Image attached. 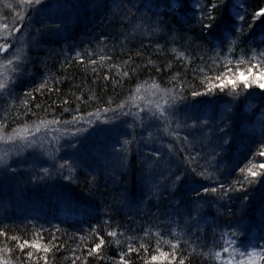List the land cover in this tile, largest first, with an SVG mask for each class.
Here are the masks:
<instances>
[{"label":"trees","instance_id":"trees-1","mask_svg":"<svg viewBox=\"0 0 264 264\" xmlns=\"http://www.w3.org/2000/svg\"><path fill=\"white\" fill-rule=\"evenodd\" d=\"M193 1L68 0L40 14L35 3L0 0V25L25 40L16 79L0 95V136L48 124L77 138L94 119L128 126L60 155L75 202L30 211L0 204V260L225 264V247L264 245V174L247 175L264 163V92H207L237 61L247 68L264 53V17L254 19L264 0H243L237 20L233 0ZM155 96L176 111H141ZM138 112L157 116V126ZM212 187L218 192L206 195ZM26 240L49 251L21 249ZM161 252L167 260L153 262Z\"/></svg>","mask_w":264,"mask_h":264},{"label":"rangeland","instance_id":"rangeland-1","mask_svg":"<svg viewBox=\"0 0 264 264\" xmlns=\"http://www.w3.org/2000/svg\"><path fill=\"white\" fill-rule=\"evenodd\" d=\"M66 1L68 0H41L39 4H34V10L43 14L58 6L57 3ZM10 33L11 29H5L4 25H0V44L9 45L7 52H0V95L14 83L17 76L16 68L24 60L25 54L23 34ZM150 95L153 97V94ZM145 106L141 111L154 110L156 114H161L160 117H163V112L175 109L162 96L161 98L155 96L152 102H149L148 98ZM211 107L213 110L221 108L220 104ZM142 113L149 117L150 123L157 126L155 120L157 116L153 117L147 112L137 114ZM139 117H135V120ZM104 123L102 120L99 122L98 119H94L91 124L88 123L91 127L82 130L77 138L57 136L61 135L58 134L57 128L54 126L53 129L48 124L25 126L6 136H0V204L9 201L15 207L23 205L25 210L30 211L55 205L63 207L68 202H75L76 195L68 181L71 166H65L59 157L62 154L67 157L71 153L79 154L85 150L92 135L105 134L107 136L110 134L113 136L117 131L128 130L124 120ZM136 125L140 129L143 124L136 123ZM130 129H133L132 126ZM262 197L264 199V195ZM257 242L263 245V242L252 238L245 247L232 248L231 256L241 257L240 254L244 253L242 258H247V253L254 249L257 252H264V249L257 247ZM224 257L227 260L229 253H226Z\"/></svg>","mask_w":264,"mask_h":264},{"label":"snow or ice","instance_id":"snow-or-ice-1","mask_svg":"<svg viewBox=\"0 0 264 264\" xmlns=\"http://www.w3.org/2000/svg\"><path fill=\"white\" fill-rule=\"evenodd\" d=\"M22 3L27 4H39L40 0H22ZM212 9H216L217 5L215 3H212L211 5ZM264 17V7H261L258 11L254 13V19H260ZM209 19H213L214 17L211 16V13L209 12ZM241 21H244V16L240 17ZM21 20H23V16H21ZM212 24H205V28L211 27ZM4 27H7V25H4ZM15 31L19 32L20 28L17 27ZM11 34V33H10ZM9 45L8 44H0V52H7ZM253 59L256 60L255 63L249 61L247 68H241L240 65L244 64L245 61L243 59L237 61V68L233 70L226 71L223 75H218L215 77V82L209 83L207 85V92L212 93L215 90H219L223 92L226 88H231V93L234 98L239 97L241 94L240 90L243 88L244 90H250V89H259L260 91L264 92V53L260 54V58L257 59V57L254 55ZM229 65L232 63L230 60L227 62ZM206 93H201L199 91H195L193 93L194 96H201L205 95ZM257 155L260 157H264V147H261L259 151L257 152ZM63 167V165L61 166ZM255 169H259L261 171H256ZM193 171H196L195 168H193ZM244 169H241V172H244ZM264 174V163H259L253 165L252 168H249L247 170V175L253 178V181L256 177ZM249 181V182H253ZM221 188H223V184L220 185ZM239 190V189H237ZM218 188L212 187L206 190V195L208 193H217ZM0 235H3V233H0ZM109 235H115V233H109ZM103 241H101V244ZM231 243V242H230ZM101 244H97L92 251H97L100 249ZM27 245L31 248L42 250L43 252H48V248H41V245L37 242H29L24 241L23 244L20 245L21 249ZM175 247V245H173ZM257 247L264 248V245H260L259 242H257ZM224 252L229 253V258L225 261V264H256L257 259L264 261V252H257L255 249L249 253H247L246 259H239L234 260L231 256L232 250L229 247L224 248ZM219 255V254H218ZM241 257H243L245 254L241 253ZM29 256H31V253H29ZM168 256L166 253L161 252L159 256H152V261H165L167 260ZM0 264H8L6 260H0ZM46 264V262H45Z\"/></svg>","mask_w":264,"mask_h":264},{"label":"bare ground","instance_id":"bare-ground-1","mask_svg":"<svg viewBox=\"0 0 264 264\" xmlns=\"http://www.w3.org/2000/svg\"><path fill=\"white\" fill-rule=\"evenodd\" d=\"M192 7H193V8H196V7H197V2H196V0L193 1V3H192ZM43 14H45V13H43ZM163 113H164V112H163Z\"/></svg>","mask_w":264,"mask_h":264}]
</instances>
